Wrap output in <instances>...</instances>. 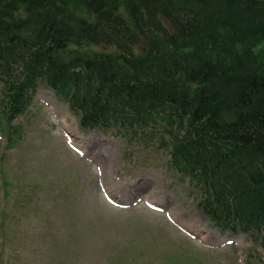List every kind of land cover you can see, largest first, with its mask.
I'll use <instances>...</instances> for the list:
<instances>
[{"label":"trees","instance_id":"trees-1","mask_svg":"<svg viewBox=\"0 0 264 264\" xmlns=\"http://www.w3.org/2000/svg\"><path fill=\"white\" fill-rule=\"evenodd\" d=\"M258 42L264 0H0L1 133L16 143L11 123L42 82L80 129L168 153L209 221L264 250Z\"/></svg>","mask_w":264,"mask_h":264},{"label":"rangeland","instance_id":"rangeland-1","mask_svg":"<svg viewBox=\"0 0 264 264\" xmlns=\"http://www.w3.org/2000/svg\"><path fill=\"white\" fill-rule=\"evenodd\" d=\"M11 124L12 146L0 128V264H264L246 234L209 221L168 153L80 129L44 83Z\"/></svg>","mask_w":264,"mask_h":264}]
</instances>
